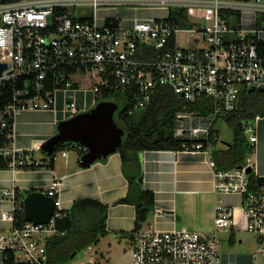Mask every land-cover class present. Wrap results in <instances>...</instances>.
Returning a JSON list of instances; mask_svg holds the SVG:
<instances>
[{"label": "built area", "instance_id": "obj_1", "mask_svg": "<svg viewBox=\"0 0 264 264\" xmlns=\"http://www.w3.org/2000/svg\"><path fill=\"white\" fill-rule=\"evenodd\" d=\"M101 7L135 13L162 9L167 17L104 18L100 24ZM180 9L185 10V25L173 19V11ZM180 34L189 47L181 45ZM260 42H264V0L1 1L0 65L5 68L0 74V169L17 171L44 164L35 160L33 152L14 144L16 117L26 111L54 110L58 93L77 91L73 77L89 73L94 81L93 105L99 102L98 95L113 91L110 101L120 99L129 116L149 108L162 87L185 102L210 100L208 115L177 112L174 137L182 141L183 150L203 151L211 159L216 122L237 112L243 93L264 88ZM65 111L70 118L85 112L74 101ZM260 119L243 123L249 154L257 144ZM70 146L81 155L88 152L83 145ZM50 158L57 159L56 153ZM253 170L251 157L234 169L214 170L216 192L242 199L240 223L234 219L235 209L220 202L210 232L135 230L131 264H229L220 252V235L234 227L253 235L256 251L251 264H259L258 257L264 256V182L258 181L257 189L251 187ZM58 189L53 182L44 192L55 199V211L44 224L19 223L16 214L25 216L24 199L14 190L1 193L13 204L12 211L3 214L13 225L0 236V264H51L47 244L66 234L59 227L67 215ZM85 250L87 261L74 258L64 264H99L94 246Z\"/></svg>", "mask_w": 264, "mask_h": 264}, {"label": "crops", "instance_id": "obj_2", "mask_svg": "<svg viewBox=\"0 0 264 264\" xmlns=\"http://www.w3.org/2000/svg\"><path fill=\"white\" fill-rule=\"evenodd\" d=\"M135 16L134 12L133 16L124 19ZM75 93L67 92L65 97L73 101ZM80 94L77 99H80ZM59 103L51 111H26L16 117L14 144L18 149L33 152L35 160L44 164L41 167H28L17 171L0 169V236L8 233L13 225L11 221L3 219V214L13 209L12 202L1 196L3 191L14 190L20 195L27 192H45L53 182H57L61 207L66 215L77 200L100 201L109 207L105 237L110 236L118 244L126 243L132 250L136 230V207L119 203L129 190L119 153L110 154L105 160L97 161L89 167H82L80 161L83 155L71 146L70 150L67 145L61 151L55 152V160L36 156L41 152L42 145L58 133L59 123L68 119L61 113ZM63 151H67L66 156H62ZM143 154L142 187L152 192L155 197L154 210L143 229L213 231L215 208L220 202L235 209L236 222L242 221L238 210L242 199L237 195H221L216 192L215 168L212 159L205 152L162 150L145 151ZM253 154L252 174L257 179L258 186L259 178L264 177V118L257 124V144ZM252 186L255 187V183ZM157 210L162 213L157 214ZM239 230L245 229L234 227L229 231ZM239 243L243 241L239 240ZM223 255L229 264H251V255L243 256V259Z\"/></svg>", "mask_w": 264, "mask_h": 264}, {"label": "trees", "instance_id": "obj_3", "mask_svg": "<svg viewBox=\"0 0 264 264\" xmlns=\"http://www.w3.org/2000/svg\"><path fill=\"white\" fill-rule=\"evenodd\" d=\"M19 1L22 0H3L4 3ZM173 15V19H178L183 25L188 23L185 10L173 11ZM258 46L260 54L264 56V42H260ZM114 94L113 91L103 92L97 96V100L110 101ZM182 110L205 116L211 112V101L185 102L170 88L162 87L156 91L152 104L146 110L129 116L124 109L119 108L115 117L118 125L125 130V136L117 153L121 155L122 170L129 182L128 193L119 203L136 207V230L143 229L155 207L154 194L144 190L142 184L138 183V179L143 174L140 154L145 151L183 150L182 141L174 137L175 116ZM257 117L264 118V92L243 93L237 112L224 119L234 131L235 141L228 146L218 148L217 135L213 140L214 149L211 159L214 168L234 169L245 164L250 147L245 138L243 123L253 121ZM62 149L58 148L57 152ZM250 180L252 185L255 183V187L252 188L257 189V179L254 174L250 175ZM29 194L31 192L20 196L25 199ZM108 210L107 205L95 199L75 201L67 217L59 222V227L65 230L66 234L50 239L47 244L50 263H67L75 251L80 252L98 243L100 238L107 234ZM16 218L19 223L25 222L24 215L16 214Z\"/></svg>", "mask_w": 264, "mask_h": 264}, {"label": "water", "instance_id": "obj_4", "mask_svg": "<svg viewBox=\"0 0 264 264\" xmlns=\"http://www.w3.org/2000/svg\"><path fill=\"white\" fill-rule=\"evenodd\" d=\"M3 0H0V2ZM5 68L0 65V74ZM255 91L264 92L263 89H251L249 93ZM118 106L113 101L98 102L90 110L78 114L75 117L61 121L58 125V133L47 140L41 151L52 156L60 146L80 144L87 147L88 152L82 156L80 165L89 167L95 162L107 158L110 154L116 153L125 136V130L121 128L115 119ZM228 146L230 143H224ZM141 160L144 154H140ZM252 169H248L251 173ZM143 177L138 179L142 184ZM264 182V177L259 178L260 185ZM25 220L34 224L48 223L55 211V199L44 192H33L24 199ZM75 251L70 259L77 255Z\"/></svg>", "mask_w": 264, "mask_h": 264}, {"label": "rangeland", "instance_id": "obj_5", "mask_svg": "<svg viewBox=\"0 0 264 264\" xmlns=\"http://www.w3.org/2000/svg\"><path fill=\"white\" fill-rule=\"evenodd\" d=\"M89 12V10H88ZM134 15V11L128 10L127 8H115V9H107L106 7H101L99 10V17H100V24L104 22V18H111V19H124L126 17H130ZM136 17L145 20L151 18H166L167 11L162 9H139L136 11ZM179 41L181 45L185 46L186 48L189 47L185 44L186 37L184 34H180ZM74 82L77 84L74 96V102L81 110L84 109L90 110L92 108L93 103L96 102L95 94L92 91L94 81L91 78V73L87 74L86 76L81 77H73ZM80 95V99H77V95ZM67 92H60L57 96V102L59 103V108L62 111L61 113L65 115V118H70L71 115L68 112H65L68 103L70 102L69 99L65 97ZM114 102L118 106V110L120 108H125V104L119 99H114ZM118 111L115 114L117 116ZM214 134L217 135L218 140V148H222L225 146L224 143H233L235 141V134L234 131L229 127L225 120H219L214 125ZM245 138L248 141V135H245ZM65 146H60L59 148L62 149ZM67 148L70 145L66 146ZM70 149V148H69ZM72 150V149H70ZM38 158H45L49 159L50 156L44 154L42 151L36 154ZM247 157L254 158V154H248ZM221 239L223 240L222 246L220 248V252L222 254L233 255V257H239L243 259V256L251 255L256 251V243L254 237L251 233L247 232L246 230H239L235 232L227 231L221 235ZM239 240H242L243 243H239ZM94 246V250L96 252L95 256L98 258L99 264H131V248L130 245L126 243L118 244L114 241L110 236H104L100 238L99 242L96 243ZM76 261L85 262L89 259V255L87 254L86 250H82L77 253L75 257ZM258 263L264 264V256L258 257Z\"/></svg>", "mask_w": 264, "mask_h": 264}]
</instances>
